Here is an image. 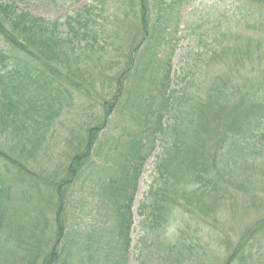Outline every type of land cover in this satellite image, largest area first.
I'll return each mask as SVG.
<instances>
[{"label": "trees", "instance_id": "obj_1", "mask_svg": "<svg viewBox=\"0 0 264 264\" xmlns=\"http://www.w3.org/2000/svg\"><path fill=\"white\" fill-rule=\"evenodd\" d=\"M191 1L90 0L47 20L0 0V264H129L131 249L138 264H264V188H254L264 187V0H236L259 20L253 36L201 41L171 89L169 47ZM194 20L183 31L208 38V17ZM204 66L223 70L200 78L204 94L193 101ZM115 112L127 136L105 140ZM156 150L157 178L138 204L142 235L133 244L139 181ZM246 185L262 200L249 203L261 208L250 225L236 239L218 229L202 239L210 222L186 214L191 196L210 197L201 212L216 220L240 190L249 197ZM98 195L106 217L95 221ZM177 208L192 221L168 236ZM106 230L111 260L100 254Z\"/></svg>", "mask_w": 264, "mask_h": 264}, {"label": "rangeland", "instance_id": "obj_2", "mask_svg": "<svg viewBox=\"0 0 264 264\" xmlns=\"http://www.w3.org/2000/svg\"><path fill=\"white\" fill-rule=\"evenodd\" d=\"M17 2L21 8H25L30 13L36 17L47 19V20H56V19H63L66 15L70 14L74 10H77L81 7H83L85 4H87L90 0H13ZM112 5H115L113 3ZM110 11L113 12L112 6L110 7ZM110 14V12H108ZM181 14V27L180 31L173 36V41L172 44L170 45V50L172 51V72H171V79L173 80V77L178 76V75H186V70H187V61L189 58V53L192 51L191 49H194L198 46V44L201 41H208V44H212L215 40L218 41H228L229 43L233 44L235 41V36L233 34H243L246 37H251L253 36L252 33L253 31V26L254 24H258L259 20L257 18H249V9L246 11V8L244 7L243 3L237 2L236 0H192L189 3V6L184 10L180 12ZM199 17L200 19H208L210 20L208 22L207 29L210 32V36L205 39H196V37L193 35L191 37L187 36V33L184 32L183 28L185 23L191 24L195 20L194 18ZM213 30V31H212ZM128 46L125 48L127 49ZM190 51V52H189ZM122 60H120L119 65L117 68L120 67ZM223 70L222 67H214V66H204L199 70V78L192 83L191 88L193 91L190 90L192 100L193 101H198L202 94H204V86L201 82L202 79L209 80L211 77L218 73L219 71ZM224 72V71H223ZM201 78V80H200ZM171 89L174 88V80L172 84L170 85ZM154 96H158L159 91H155ZM126 103V101H125ZM124 103V112L123 114L129 115L128 108L125 107ZM153 103V100H150V105ZM137 105L134 106V110L136 111ZM83 116V115H82ZM86 117V113L84 115V118ZM111 120L107 122V125L105 127V130L103 133L100 134L102 137L103 134L106 133L104 139L109 140L114 138H120L121 140H124V138L127 136L125 132V124L127 121H123V117L118 115L116 112L110 117ZM98 122L100 123V120L98 119ZM114 124H118L117 127H115ZM128 125L134 129L135 125L133 123L128 122ZM65 133L59 132V136H64ZM54 137V136H53ZM175 139V137H173ZM182 137L180 136V139ZM104 141V140H103ZM58 149V148H57ZM60 150L58 149V152H54L52 155V164L54 165H59L61 164V158H60ZM158 152L156 150L154 154L148 159L147 163L144 165L145 173L140 178L139 181V189L138 193L135 198V203H134V208H133V226L131 229V238L133 241V244L139 240L141 237L142 233L139 232V219L137 216V207L138 204L145 198L146 191H148V187L151 186V184L156 180L157 178L156 174L154 173L153 169V163L155 160V155ZM232 162V161H230ZM233 166H229L227 169L231 170ZM239 168L234 169L236 171ZM37 173L41 174L40 169H36ZM233 171L231 177L233 179V182L236 183V181H239L241 179H236V174ZM258 174V173H257ZM260 176L261 182L264 183V177ZM109 177V176H106ZM73 185V184H72ZM247 188L249 186L246 185ZM23 189L24 186H22ZM73 190V194L77 193V185L71 187ZM256 189H263V186H256L254 187ZM250 193L249 197H245V194H242L243 190H240L238 192L239 197L235 198L233 200H228L227 204L222 207L218 208L217 210L220 211V213L216 216L213 215L214 213L212 212H206V210L201 212V208L204 204H210L211 200L210 197H206L203 195H198L197 197H192L191 196V208L187 209L186 214L190 217L195 214L196 216H206V219L209 223V225L205 228L204 233L201 234L202 239H207L212 236L216 229L218 233L220 234H229L232 235V238L236 239V235L240 234L247 226H249V222L252 221L255 216V210H261V208H255L252 207L251 204L249 203H254L257 205H261L262 200L259 197H254L251 193V188H249ZM26 190V189H25ZM85 195V193H81V195ZM174 196V195H173ZM190 196L186 195L185 199L188 201ZM178 202H180L179 198ZM176 199V200H177ZM200 200L197 202V200ZM91 200V199H90ZM89 200V202H90ZM168 200V199H167ZM105 201V196L98 195L94 197V205L91 207L90 211L92 212V215L94 216L95 221H99L101 219H104L106 217V207L104 205ZM246 201V202H244ZM243 203H247L246 207H243ZM225 204V203H224ZM232 204V205H231ZM231 205V206H230ZM236 206L234 210H231L230 208L232 206ZM178 210V211H177ZM87 213V212H85ZM174 220L172 223L171 228H169V231L167 232V235H171L174 233V231L180 226L181 220L185 221H192L188 216L182 215V211L180 208H177L175 213H174ZM87 218V217H85ZM84 219V222L87 220ZM88 222V221H87ZM194 223V222H193ZM111 227V225L109 226ZM205 234L206 237L205 238ZM113 235H111L110 230H106L105 233L103 232L102 236V251H100L102 259L108 258L111 260V252L106 248V244L110 243L113 241L112 238ZM86 237V236H85ZM84 240V239H82ZM87 242V238L85 239ZM216 247V246H214ZM94 248V245L92 242H89L87 244V247L82 254V256L86 259H90L91 256V251ZM128 260L129 264H138L134 260V254L133 250L128 254Z\"/></svg>", "mask_w": 264, "mask_h": 264}]
</instances>
